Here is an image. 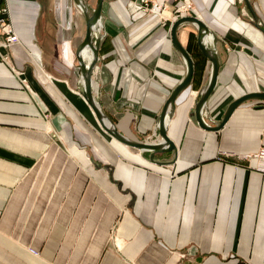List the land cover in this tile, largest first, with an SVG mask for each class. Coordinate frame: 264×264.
<instances>
[{
    "label": "crops",
    "instance_id": "0c3cea01",
    "mask_svg": "<svg viewBox=\"0 0 264 264\" xmlns=\"http://www.w3.org/2000/svg\"><path fill=\"white\" fill-rule=\"evenodd\" d=\"M85 1L91 12L96 0ZM249 2L264 25V0ZM154 3L103 0L92 70L117 131L149 144L186 73L170 37L178 17L217 38L208 125L264 91V34L241 0ZM0 22V264H264V172L252 158L264 147V101L244 102L217 131L199 126L194 103L211 62L194 25L177 29L194 74L168 122L176 150L156 153L158 164L105 133L80 95L86 25L74 0H0Z\"/></svg>",
    "mask_w": 264,
    "mask_h": 264
},
{
    "label": "water",
    "instance_id": "95a60500",
    "mask_svg": "<svg viewBox=\"0 0 264 264\" xmlns=\"http://www.w3.org/2000/svg\"><path fill=\"white\" fill-rule=\"evenodd\" d=\"M244 2L248 11L252 16L253 24L257 26L264 34V25L260 23L259 17L256 14L253 6L250 4L249 0H244ZM74 3L81 11L86 25L84 39L76 49V59L78 61V65L81 73V80H82V84L79 86V93L93 111L100 127L106 133H108L117 141L132 146L134 148H137L141 152L144 151L149 152L148 159L151 162L163 164L165 162L155 159L154 155L156 153H163L168 151L175 152L176 147L173 141L167 135L168 122L173 114L175 98L181 91H183L191 84V81L193 79L194 64L192 58L189 52L179 42L177 38V29L181 25L189 23L195 26L196 45L198 46L200 52L211 62V69H210V75L208 81L200 89L198 93V97L194 103L195 118L201 128L206 130L217 131L222 128V126L226 123V121L234 112V110L244 102L250 100L264 101V91L251 92L242 95L228 105L220 121L214 123L213 125H208L202 117V111L204 109V104L206 102V99L215 85L216 76L220 64L218 54L216 52L217 38L210 30V28L197 17L194 16L179 17L171 25L170 37H171L172 46L184 59V62L186 64V73L183 79L180 81V83L176 85L174 89L171 91V94L166 100L161 113L157 116L156 124L161 139L157 143L149 144L145 142H137L126 138L117 131L114 122L102 110L98 98L96 96L94 97V93H93L92 70L98 58V47L100 40L102 39V35L99 33V31L96 28L98 25H100L101 8H102L103 0H96L95 7L91 9V12L89 11L88 3L85 0H74ZM84 52H87V54H89V58L87 60L84 59V55H83Z\"/></svg>",
    "mask_w": 264,
    "mask_h": 264
},
{
    "label": "built area",
    "instance_id": "2783aa9c",
    "mask_svg": "<svg viewBox=\"0 0 264 264\" xmlns=\"http://www.w3.org/2000/svg\"><path fill=\"white\" fill-rule=\"evenodd\" d=\"M135 1L139 2L142 6H146L149 4L151 7V10L159 8V6L156 3L153 4V0H135ZM190 6H191V3H182L178 7V12L181 14L189 12ZM4 36L6 39V45H9L16 40V37L14 36V34L12 33V31L9 28H7L4 31ZM252 158L257 161L258 168L264 172V147L260 148L256 153H254L252 155Z\"/></svg>",
    "mask_w": 264,
    "mask_h": 264
},
{
    "label": "rangeland",
    "instance_id": "374dc122",
    "mask_svg": "<svg viewBox=\"0 0 264 264\" xmlns=\"http://www.w3.org/2000/svg\"><path fill=\"white\" fill-rule=\"evenodd\" d=\"M242 1V3L244 4V6H245V10H243L242 11V13H244L245 15H246V17H249V19L251 20V21H253V19H252V16H251V14H250V12L248 11V9H247V7H246V5H245V2H244V0H241ZM179 18V17H178ZM177 18V19H178Z\"/></svg>",
    "mask_w": 264,
    "mask_h": 264
},
{
    "label": "bare ground",
    "instance_id": "6f19581e",
    "mask_svg": "<svg viewBox=\"0 0 264 264\" xmlns=\"http://www.w3.org/2000/svg\"><path fill=\"white\" fill-rule=\"evenodd\" d=\"M100 33V32H99ZM101 34V33H100ZM84 57L85 58H89V54H87V52H84ZM82 83V82H81ZM92 85H93V83H92ZM95 94H96V91H94V97H95ZM86 102V101H85ZM103 110V109H102ZM104 111V110H103ZM93 112V111H92ZM94 114V113H93ZM95 116V115H94ZM96 118V117H95ZM97 120V119H96ZM98 122V121H97ZM99 124V123H98ZM100 126V125H99ZM103 130V129H102ZM105 132V131H104ZM106 133V132H105ZM108 134V133H107ZM109 135V134H108Z\"/></svg>",
    "mask_w": 264,
    "mask_h": 264
}]
</instances>
